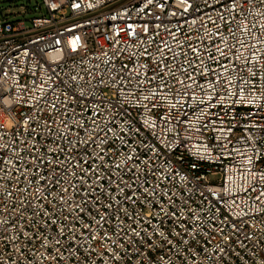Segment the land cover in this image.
Segmentation results:
<instances>
[{
	"label": "built area",
	"instance_id": "obj_1",
	"mask_svg": "<svg viewBox=\"0 0 264 264\" xmlns=\"http://www.w3.org/2000/svg\"><path fill=\"white\" fill-rule=\"evenodd\" d=\"M0 12V264H264V0Z\"/></svg>",
	"mask_w": 264,
	"mask_h": 264
},
{
	"label": "rangeland",
	"instance_id": "obj_2",
	"mask_svg": "<svg viewBox=\"0 0 264 264\" xmlns=\"http://www.w3.org/2000/svg\"><path fill=\"white\" fill-rule=\"evenodd\" d=\"M40 4L41 0H0V12L8 8L18 9L19 7H25L30 9L31 12L20 15L19 18L29 20L38 16L41 11L43 12L44 8L40 7Z\"/></svg>",
	"mask_w": 264,
	"mask_h": 264
},
{
	"label": "bare ground",
	"instance_id": "obj_3",
	"mask_svg": "<svg viewBox=\"0 0 264 264\" xmlns=\"http://www.w3.org/2000/svg\"><path fill=\"white\" fill-rule=\"evenodd\" d=\"M0 114H1L2 116L4 115L2 111H0Z\"/></svg>",
	"mask_w": 264,
	"mask_h": 264
}]
</instances>
